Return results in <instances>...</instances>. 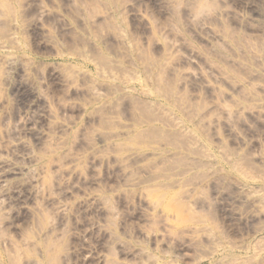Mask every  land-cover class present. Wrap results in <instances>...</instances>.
Segmentation results:
<instances>
[{
  "label": "rangeland",
  "instance_id": "rangeland-1",
  "mask_svg": "<svg viewBox=\"0 0 264 264\" xmlns=\"http://www.w3.org/2000/svg\"><path fill=\"white\" fill-rule=\"evenodd\" d=\"M202 1L0 0V264H264V0Z\"/></svg>",
  "mask_w": 264,
  "mask_h": 264
},
{
  "label": "bare ground",
  "instance_id": "bare-ground-1",
  "mask_svg": "<svg viewBox=\"0 0 264 264\" xmlns=\"http://www.w3.org/2000/svg\"><path fill=\"white\" fill-rule=\"evenodd\" d=\"M230 3L231 2H233V1H231V0H228ZM237 1V0H236ZM241 1H243V7L242 8H239L238 7V5H236L238 8H239V10H238V13H237V16H238V18L241 20V21H244V22H256V21H258V19H260V15H259V13H258V11H257V4H256V2H255V0H241ZM213 1L212 0H210V1H208V0H205V1H202V2H200L196 7H195V9H194V12L192 13V14H190L189 15V18L190 19H188L189 21L190 20H192V21H195V22H198V24H199V27L200 28H202L203 30H209V28L207 29V27L205 26V25H203L200 21H201V19L199 20V17L201 16H203V13L205 12V11H207V10H209L210 8H212L213 6H214V3H212ZM240 2V1H239ZM238 2V3H239ZM237 2H235V4H236ZM196 3H194V5H195ZM215 4H216V2H215ZM241 4V3H240ZM193 5V6H194ZM242 6V5H241ZM257 6V7H256ZM216 7V6H215ZM215 7H214V9H215ZM191 8H194V7H191ZM213 9V10H214ZM211 10V9H210ZM212 10V11H213ZM191 11V10H190ZM189 12V11H188ZM207 12H209V11H207ZM206 12V13H207ZM41 13H43V11H41ZM205 16V15H204ZM188 17V16H187ZM263 18V17H262ZM263 21V20H262ZM261 21V22H262ZM195 24V23H194ZM262 24H263V22H262ZM197 25V24H196ZM263 26V25H262ZM217 37V36H216ZM220 37H218V39H219ZM214 39H215V37H214ZM222 39V38H221ZM220 39V40H221ZM210 41V40H209ZM195 53V52H194ZM154 155H156V154H154ZM152 204H153V202H152ZM152 204H150V205H152ZM149 205V206H150ZM153 206H154V204H153ZM152 206V207H153ZM151 207V206H150ZM151 207V208H152ZM65 210V206H60L59 207V211H61V212H63Z\"/></svg>",
  "mask_w": 264,
  "mask_h": 264
}]
</instances>
